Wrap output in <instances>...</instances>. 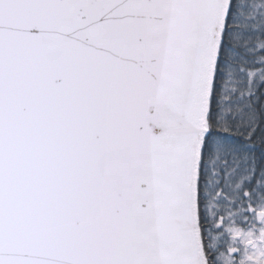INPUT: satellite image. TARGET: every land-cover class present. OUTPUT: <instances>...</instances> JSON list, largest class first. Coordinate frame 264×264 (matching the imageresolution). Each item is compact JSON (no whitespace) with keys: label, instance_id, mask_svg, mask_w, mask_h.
Here are the masks:
<instances>
[{"label":"snow or ice","instance_id":"obj_1","mask_svg":"<svg viewBox=\"0 0 264 264\" xmlns=\"http://www.w3.org/2000/svg\"><path fill=\"white\" fill-rule=\"evenodd\" d=\"M0 264H264V0H0Z\"/></svg>","mask_w":264,"mask_h":264}]
</instances>
